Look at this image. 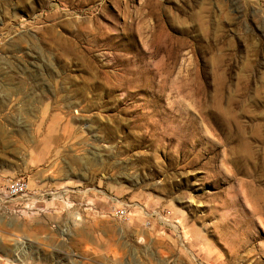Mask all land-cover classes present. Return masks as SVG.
<instances>
[{"label":"rangeland","instance_id":"374dc122","mask_svg":"<svg viewBox=\"0 0 264 264\" xmlns=\"http://www.w3.org/2000/svg\"><path fill=\"white\" fill-rule=\"evenodd\" d=\"M6 247L264 264V0H0Z\"/></svg>","mask_w":264,"mask_h":264},{"label":"crops","instance_id":"0c3cea01","mask_svg":"<svg viewBox=\"0 0 264 264\" xmlns=\"http://www.w3.org/2000/svg\"><path fill=\"white\" fill-rule=\"evenodd\" d=\"M25 228V234L26 237H31V238H38V230L35 228L32 223L27 222L26 225L24 226ZM86 233V232H85ZM84 238H87V235H84ZM87 241V240H86ZM86 245V243H85ZM35 251L31 253V256L23 258L21 261L18 257H16V253H14L11 250H8L6 247L4 252L0 253V264H50L51 263V258H48L44 256L42 258V253L38 248H34ZM85 249V248H84Z\"/></svg>","mask_w":264,"mask_h":264},{"label":"built area","instance_id":"2783aa9c","mask_svg":"<svg viewBox=\"0 0 264 264\" xmlns=\"http://www.w3.org/2000/svg\"><path fill=\"white\" fill-rule=\"evenodd\" d=\"M28 191V185L25 182H16L12 183L10 185L9 191H8V196L6 197L4 195L3 201H6V199H11L12 197H24ZM116 215L123 220H129L130 218L128 217L127 213L124 210H118L116 212Z\"/></svg>","mask_w":264,"mask_h":264}]
</instances>
